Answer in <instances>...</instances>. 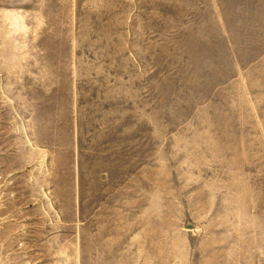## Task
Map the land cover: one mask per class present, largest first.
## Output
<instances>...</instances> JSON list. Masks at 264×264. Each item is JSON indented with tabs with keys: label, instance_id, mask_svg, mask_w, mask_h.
Listing matches in <instances>:
<instances>
[{
	"label": "rangeland",
	"instance_id": "1",
	"mask_svg": "<svg viewBox=\"0 0 264 264\" xmlns=\"http://www.w3.org/2000/svg\"><path fill=\"white\" fill-rule=\"evenodd\" d=\"M0 145L56 213L19 264H264V0H0Z\"/></svg>",
	"mask_w": 264,
	"mask_h": 264
},
{
	"label": "crops",
	"instance_id": "2",
	"mask_svg": "<svg viewBox=\"0 0 264 264\" xmlns=\"http://www.w3.org/2000/svg\"><path fill=\"white\" fill-rule=\"evenodd\" d=\"M36 156L42 159L34 151L15 154L0 147V264H19V233L26 238L24 247L34 251L35 225L39 226L38 236L44 237L51 216L56 218L51 199L44 192L49 170L35 165ZM38 250L48 251L44 246Z\"/></svg>",
	"mask_w": 264,
	"mask_h": 264
}]
</instances>
